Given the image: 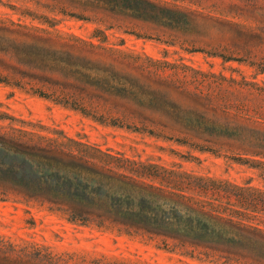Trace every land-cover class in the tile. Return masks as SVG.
Returning <instances> with one entry per match:
<instances>
[{
  "label": "rangeland",
  "instance_id": "1",
  "mask_svg": "<svg viewBox=\"0 0 264 264\" xmlns=\"http://www.w3.org/2000/svg\"><path fill=\"white\" fill-rule=\"evenodd\" d=\"M0 137L57 139L117 172L129 165L101 152L154 164L167 181L138 180L239 220L248 205L234 192H264V157L247 151L264 146V0H0ZM68 206L0 185V236L70 263L241 264L141 229L70 221Z\"/></svg>",
  "mask_w": 264,
  "mask_h": 264
},
{
  "label": "trees",
  "instance_id": "2",
  "mask_svg": "<svg viewBox=\"0 0 264 264\" xmlns=\"http://www.w3.org/2000/svg\"><path fill=\"white\" fill-rule=\"evenodd\" d=\"M44 141L47 142L26 144L0 137L1 186L9 185L18 192L55 205L68 204L65 211L70 221L95 220L99 224L109 221L225 252L230 255V260L241 264H264V231L241 222L242 217L264 222V192H234L240 205L248 206L243 211L235 210L241 216L240 221L229 220L190 203L192 197L165 192L138 180L158 177L166 180L153 170L154 164H143L98 150L129 165L118 166L124 172H117L95 165L83 152L65 151L59 147L61 143L57 139ZM247 151L264 157V146ZM163 172L173 173L165 168ZM99 192H105L106 206L93 208L92 203ZM249 210L254 214H249ZM71 257L65 259L48 251L47 247L29 242L16 244L0 236V264H137L104 261L103 258H83L70 263Z\"/></svg>",
  "mask_w": 264,
  "mask_h": 264
}]
</instances>
